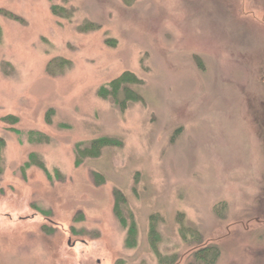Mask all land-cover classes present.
Masks as SVG:
<instances>
[{"label":"rangeland","instance_id":"rangeland-1","mask_svg":"<svg viewBox=\"0 0 264 264\" xmlns=\"http://www.w3.org/2000/svg\"><path fill=\"white\" fill-rule=\"evenodd\" d=\"M0 138V264H264V0H0Z\"/></svg>","mask_w":264,"mask_h":264},{"label":"trees","instance_id":"trees-1","mask_svg":"<svg viewBox=\"0 0 264 264\" xmlns=\"http://www.w3.org/2000/svg\"><path fill=\"white\" fill-rule=\"evenodd\" d=\"M9 17H13L11 14H9ZM16 19V18H14ZM142 80L138 78L136 75H134L131 72L125 71L118 77L112 79L109 83L106 85L101 86L98 89V94L103 99H109L113 104H115L121 111H124L127 107L128 102H139L142 100V97L137 92L136 89L133 87L142 85ZM122 95L120 98L119 96ZM5 121H8L9 123H15L17 120L13 116H7L3 118ZM101 143V144H100ZM96 141L93 142L94 150L98 151L101 146H105L109 143L104 142H97V146H95ZM4 147V140L0 138V171H1V153ZM91 155H94L92 153ZM34 156H31L29 161L26 162V164H32L36 165L39 168H41L45 173L47 171L44 168V164L40 160H36L35 158H32ZM114 198H115V206H114V214L120 224L123 226V228L126 229V237H125V244L127 247H134L136 245V224L133 220V216L129 214L130 217V224H127L126 218L122 215V212L119 210V207L124 202L123 196L115 191L114 192ZM157 216L151 215L149 218V230H148V239L149 244L154 251V253L157 255V258L160 263L165 264H171L174 261V256H163L157 248V243L159 240V234L157 232V223H156ZM181 237L185 238L188 235H194V230H190L187 227H181L180 228ZM220 254L219 249L216 246H208L201 248L194 252L193 254V260L188 264H213L218 256Z\"/></svg>","mask_w":264,"mask_h":264}]
</instances>
